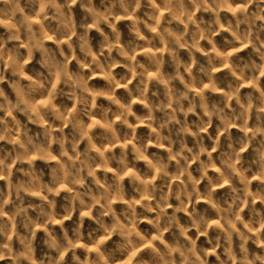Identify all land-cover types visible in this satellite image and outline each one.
<instances>
[{
	"label": "clouds",
	"instance_id": "obj_1",
	"mask_svg": "<svg viewBox=\"0 0 264 264\" xmlns=\"http://www.w3.org/2000/svg\"><path fill=\"white\" fill-rule=\"evenodd\" d=\"M0 264H264V0H0Z\"/></svg>",
	"mask_w": 264,
	"mask_h": 264
}]
</instances>
